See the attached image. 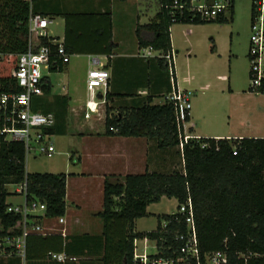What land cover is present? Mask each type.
Here are the masks:
<instances>
[{
	"label": "trees",
	"instance_id": "trees-1",
	"mask_svg": "<svg viewBox=\"0 0 264 264\" xmlns=\"http://www.w3.org/2000/svg\"><path fill=\"white\" fill-rule=\"evenodd\" d=\"M174 1L188 0H157L158 11L155 17L148 24L137 26L136 37L141 49L151 47L161 55L167 56L172 53V25L224 24L233 19L235 0H227L228 12L212 21H201L186 14L181 17L173 7ZM206 1L211 3L214 0ZM39 2L43 0H33V11L48 16L47 13L38 11ZM28 17L29 4L23 0H0L1 91L7 90L10 73L17 66V57L27 50ZM68 17L66 16V19ZM106 25V38L110 41L112 34L109 17L106 18ZM66 26L68 33V21ZM144 34L150 37L144 38ZM53 40L43 38L40 44L50 45L54 51L57 45L52 44ZM63 47L70 55L66 47ZM113 47L109 42L104 53L109 56ZM146 59L157 60L162 71L169 70L165 58ZM64 66L59 62L58 66L51 67L49 72L62 73ZM105 68L108 70V59ZM168 79L170 82L169 74ZM43 81L46 84L43 87V96L35 99L33 109L54 114L56 123L50 133H66L68 98L56 95V106H46L45 100L38 99L50 96L52 86L47 77ZM170 92L171 87L168 93ZM259 92L264 94V80ZM114 96L108 90L104 135L145 138L158 150L173 148L181 158L183 169L172 172L145 170L140 174L126 175L123 182L105 178L102 207L97 214L103 224L100 263L133 264L135 239H156L159 244L162 240L172 242L176 227L183 231L184 226H176L172 222L167 231L162 230L160 224L171 218L169 214L157 217L158 224L154 231L137 232L134 229L135 220L147 216V207L166 197L175 199L177 205L186 202L187 198L191 199L202 255L219 251L225 253L227 264H264V138H200L189 140L181 150L173 103L164 100L165 96L162 104H153V96L141 100L135 96L117 95V98L131 97L139 102L126 105H114ZM66 179L65 173H27L23 145L0 141V235H18L21 229L20 216L7 212V198L12 195L7 186L26 181L25 201L34 200L44 204L45 217L56 219L65 215ZM31 219L33 224H42V217ZM51 240H56L59 247L45 248L44 254L37 257H47L48 252L58 253L65 248V243L63 244V239L57 234H28L26 257L32 242L47 243Z\"/></svg>",
	"mask_w": 264,
	"mask_h": 264
},
{
	"label": "crops",
	"instance_id": "crops-1",
	"mask_svg": "<svg viewBox=\"0 0 264 264\" xmlns=\"http://www.w3.org/2000/svg\"><path fill=\"white\" fill-rule=\"evenodd\" d=\"M95 1L85 7H73L71 4L67 7L64 3L55 8L46 2L37 4L38 11L47 13L52 23L57 17L60 18L61 35L49 36L48 27V38L54 39L53 41L65 46L70 52L69 63L64 66L63 72L68 75L73 67V60L78 57L88 59L92 54L108 56L104 49L110 42L114 47L107 59L109 92L115 95L112 98L113 104L139 103L137 99L117 98V95L135 96L141 100L153 96V104H162L163 96L171 87L168 76L164 75L157 60L139 56L141 48L136 37L137 26L148 24L156 13L148 15L145 8L140 6L132 9L128 5L131 0ZM143 1L149 7V0ZM115 3L117 6L114 8ZM136 3L138 5L139 1ZM66 16L69 17L66 19ZM141 16L146 21L142 22ZM107 17L111 22L110 41L106 38ZM231 23L236 25L234 14ZM175 25L178 24L170 28L175 84L180 90L191 94L190 118L187 123L189 134L216 140L264 138V95L246 89L249 62L245 51L239 48L240 43L236 44L232 40L230 44L224 45L216 40L192 37L195 29L202 26L193 24H181L186 28L182 30L184 34L179 40L175 34ZM241 33L239 29L237 39ZM148 37V34H144V38ZM178 58L180 63L176 66ZM86 73L82 79L84 93L81 98H77V89L70 88L68 83L66 87L63 85L61 93L58 94L68 98L67 122L72 121L70 113L77 108L72 107V104L85 102ZM157 98H161V101ZM127 99L133 102L127 103ZM79 121L75 118L73 122ZM86 137H93L94 140L87 146L86 153H80L77 158L79 172L67 176L66 179V211L63 216L65 223L58 224L57 219L42 220L43 234H37L60 235L63 244L65 243V248L60 253L75 257L77 261L59 263L44 256L37 257L44 254L45 248L59 247L56 240H51L47 243L32 242L25 260L0 259V264H101L103 224L97 214L102 207L105 178H110V181H123L129 174H140L145 170L166 172L173 168L171 152H161L163 150L156 149L145 138H105L104 128L103 131L89 133ZM84 159L90 160L86 167H82ZM13 197L22 199L18 204L24 201L22 196ZM63 233L65 237H62Z\"/></svg>",
	"mask_w": 264,
	"mask_h": 264
},
{
	"label": "built area",
	"instance_id": "built-area-1",
	"mask_svg": "<svg viewBox=\"0 0 264 264\" xmlns=\"http://www.w3.org/2000/svg\"><path fill=\"white\" fill-rule=\"evenodd\" d=\"M29 4L28 17V47L26 52L17 57V66L10 73L9 84L6 91L0 84V141L3 143H20L24 147L25 161L29 156H44L47 158L55 155L52 143L54 136L49 131L55 126L56 120L53 113L35 111V99L43 96V87L46 85L42 74L43 70L49 71L51 67L69 63L68 55L63 47L56 41L53 51L50 45H41L43 38H48V27L52 20L48 16L33 11V0H23ZM182 17L185 14L196 17L201 21H212L221 14H226L229 8L227 0H188L185 2L174 1L173 6ZM142 58H165L168 63L171 92L164 100L173 103L175 111V124L179 137V148L189 140H199L201 137L189 134L187 123L190 118V93L180 90L175 84L174 55H161L151 47L141 49ZM2 55L0 54V59ZM249 62V87L248 91L259 94V89L264 80V0H252L250 17V37L247 52ZM107 56H88V69L86 73V99L82 108L84 120L95 116L100 121L105 119L106 95L109 90V71L105 68ZM81 112V111H80ZM204 147V144L202 145ZM235 155L236 152H233ZM15 193L22 196L21 204H9L7 212L20 216V234L0 235V259L26 257V237L30 233L43 234L40 224H33L31 217H45L46 206L38 201H25L27 193L26 181L21 184L11 185ZM171 218L162 221L160 227L167 231L173 222L179 227L174 234L172 242L162 240L159 244L156 239H135L133 241V264H227L224 252L201 254L197 238V227L194 218L193 203L190 198L177 205L175 212L169 214ZM58 224H64V217L56 218ZM65 237L64 233L62 234ZM142 248H139V242ZM141 251L139 253L138 251ZM148 249L151 252H148ZM47 258L59 262H76L77 258L70 257L64 252H48Z\"/></svg>",
	"mask_w": 264,
	"mask_h": 264
},
{
	"label": "rangeland",
	"instance_id": "rangeland-1",
	"mask_svg": "<svg viewBox=\"0 0 264 264\" xmlns=\"http://www.w3.org/2000/svg\"><path fill=\"white\" fill-rule=\"evenodd\" d=\"M136 1H139L137 5ZM46 4H49L52 7H59V5L71 4L73 7L77 6H87L92 5L95 0H44ZM88 3V4H87ZM131 8H135L136 6L139 8H145L148 15H153L157 12V0H149V7L145 5V2L142 0H131V3L128 4ZM117 4H113L115 8ZM251 7L252 0H235L234 4V21H236V25H232L231 22L225 24L219 23H207L195 29L192 34V37H204L207 41L216 40L219 44L228 45L232 40L236 42V44L240 43V50L247 54L248 52V40L250 37V17H251ZM148 8V9H147ZM51 17V16H50ZM142 22L146 21L144 16H141ZM228 17V16H227ZM234 23V22H233ZM175 34L178 36L179 40L182 39L184 32L182 31L184 25H175ZM242 32L240 34V38L237 39L238 30ZM62 33V26L60 18L57 17L54 19L53 23L49 26V36L57 37ZM73 67L69 74L63 73H51L49 71L43 70L42 74L48 78L52 90L50 96H46L45 98L38 99L39 101H46L47 105H55L56 106V95L60 94L63 88V85L66 87L67 83L70 85V88H76L78 91L77 98H81L83 96L84 90L82 86V79L87 72L88 69V59L86 57H78V59L73 60ZM180 59L176 61V66H179ZM164 75L168 76V71H163ZM247 91L249 87V79ZM264 95V94H262ZM159 99V98H157ZM161 99V98H160ZM158 100L159 102L161 100ZM127 103L133 102L131 99L126 100ZM136 101V100H135ZM163 103V100H162ZM84 103L74 102L72 107H77L76 111L70 113V118L72 121L67 122V132L63 134H55L52 137V143L55 148V155L53 157L47 158L44 156H29L25 161V171L27 173H65L67 176L72 175L73 173L79 172V164L77 163V158L80 153H86L87 146L91 145V141L94 140L93 137H86L89 133H95L96 131H103L104 125L103 115L100 121L95 116H93L90 120H84L82 117V108ZM81 111V112H80ZM69 113V112H68ZM69 117V114H68ZM77 118L80 121L78 123L73 122L74 119ZM70 119V120H71ZM82 133H84L82 135ZM105 138H108L107 136ZM171 152V159L173 161V168L168 172H172L173 170L182 171V161L176 155V150L173 148L165 149L161 152ZM73 156V158L71 157ZM135 159V158H134ZM136 160V159H135ZM90 160L84 159L82 162V167L88 166ZM123 182V181H120ZM9 192H11V196L7 198L8 203L18 204L22 201L21 196L18 193H15V188L12 186L7 187ZM16 196L17 198H14ZM177 207V201L175 199H168L166 197H162L159 202L150 204L147 207V216L134 222V229L137 232H150L156 229L158 224V216L171 214L175 212ZM139 248H142V242L139 243ZM141 253L140 249L138 251ZM148 252H151L148 249Z\"/></svg>",
	"mask_w": 264,
	"mask_h": 264
}]
</instances>
